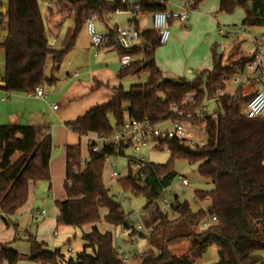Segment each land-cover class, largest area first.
Wrapping results in <instances>:
<instances>
[{"label":"trees","instance_id":"obj_1","mask_svg":"<svg viewBox=\"0 0 264 264\" xmlns=\"http://www.w3.org/2000/svg\"><path fill=\"white\" fill-rule=\"evenodd\" d=\"M203 1L188 0L186 3L196 9ZM58 3L68 4L75 10L76 25L67 47L53 51L38 0H8L7 11L2 13L8 18L7 34L0 43L6 55L5 72L0 73L5 90L27 93L45 83L48 57L52 55L55 63L60 64L74 47L84 23L94 17L103 19L111 13L126 11L120 0H58ZM167 8V3L158 0L140 1L143 13ZM237 8L245 13L243 25L264 26V0L220 1V12L232 14ZM135 25L139 31L137 19ZM139 33L143 46L135 44L128 52L116 43V31L107 34L100 48H114L120 54H130L133 62L121 68L120 76L147 73V81L132 84L128 90L122 85L115 87L110 100L91 107L66 123L67 127L80 137L88 133L109 136L126 118L152 123L186 120L195 125L205 124L207 144L192 149L177 139L162 141L160 145L168 146L170 157L163 164L150 163L145 170V180L138 177V172L133 171L128 162L129 173L119 178L118 183L126 192L146 196L141 221L149 232L134 224L105 186V157L116 154V149L104 146L95 152L93 145L88 143V156L83 157L80 143L68 145L64 181L66 199L55 201L57 227L82 230L84 225L91 224L93 229L82 233L84 246L75 257L67 258L61 247L50 250L44 242L31 240L29 259L38 264H127L113 245L112 233L101 232L95 225L101 219V208H106L108 223L123 226L130 238L138 236L148 243H156L157 250L148 249L139 254L138 264H198L211 246L217 247L218 256L212 264H264L260 254L264 251V115L250 117L245 114L244 106L251 96L239 95L232 100L230 95L218 94L238 64L223 65L224 53L219 54L217 44H214L211 69L199 71L192 80L168 78L155 59L161 45L158 31L152 28ZM141 53L142 58H135ZM250 59L245 58L240 65ZM190 92L196 94L195 103L183 106L182 100ZM206 98L218 103L216 112L187 118L186 111L202 106ZM52 150L50 127L45 124L0 125V210L6 225L28 201L30 182L51 181ZM178 159L198 164L200 175L212 182V189L197 190L194 194L195 202H210L207 210H194L188 201L178 198L171 211L162 210L158 202L161 186L177 178L174 163ZM206 215L216 216L217 220L203 227L200 222ZM178 241L188 242L186 252L175 253L170 248ZM21 259L18 250L0 244V264H19Z\"/></svg>","mask_w":264,"mask_h":264},{"label":"rangeland","instance_id":"obj_2","mask_svg":"<svg viewBox=\"0 0 264 264\" xmlns=\"http://www.w3.org/2000/svg\"><path fill=\"white\" fill-rule=\"evenodd\" d=\"M187 1L188 0H182V3H186ZM38 2L45 19L46 33L50 43L57 45L62 43L63 49L66 48L70 42L76 25L75 10L71 9L68 4L59 5L58 0H38ZM178 2L180 3V1L177 0H168V9H179ZM217 2L218 0H205L190 14V16H193V14H202L201 26L203 31L201 34L192 37L193 40L190 39L187 47H180V52L178 51L176 55V59H179L184 64H187V55L190 53L191 57L189 59V64H187L189 65L188 68L190 67L195 69L196 66L192 64V62L196 60H208L210 65L212 64L211 46L207 42V39H209L210 36H213V34L216 38L213 43L217 44V52L219 54L224 53L222 62L231 66H236L235 64L240 65L242 60L248 58L249 56L245 53L251 54L256 49L255 38L264 36V26L249 27L243 25L245 13L241 8H237L232 14L219 13V18L215 21L212 15V9L216 6ZM7 5L8 0H0V43L5 40L7 34L8 18L6 16H2V10L3 8H6ZM50 9H54V15L58 13L62 16V18H60L62 23H60V25L57 24V32L53 29L52 23L48 21ZM58 10H60V12ZM127 18L128 13L118 11L106 16L103 20L96 19L94 20L96 32L105 34L107 32L105 26L106 24L119 23L122 25L126 23ZM143 18L144 19L141 20L142 22L140 24L141 29L145 30L152 28V14L146 13ZM211 19H213V21H211ZM101 21H103V23ZM217 22H219L220 27L228 30H238L246 27L248 29V33H244L235 39L226 38L219 33L220 27ZM138 43L140 45L143 41L140 39ZM163 47L164 45H160L157 51ZM193 47L195 49L192 51L191 49ZM90 48L92 49L91 54L88 52ZM106 58H109V61L107 60V63L105 64L104 60ZM135 58L140 59L142 58V55L140 54ZM5 60V50L0 47L1 74H4L5 72ZM100 66L103 67L101 71L95 74L91 72L92 69L100 68ZM120 68L121 65L117 50L109 49V52L105 55L101 52L98 53L96 48L92 46L91 37L87 29V23H84L80 27L74 47L66 54L60 64L55 63L52 55L48 57L45 71V76L47 78L45 89L47 91H51V100L58 103V107L60 106L58 116L55 111L56 114H54L55 117L53 118L51 126L52 129H54L55 126L58 125V129L55 130L54 136V151L56 152V156H58L60 150H63L65 147V144L56 145L57 141L60 143L63 142L65 136H67L68 139L69 133L72 134L73 139L77 141V143H80L83 157L88 156L89 140L85 136L80 138L77 134H74L67 127L66 123L74 121L78 116L86 113V111H88L91 107L105 103L112 98L114 88L120 85V83L114 79L116 74L120 71ZM112 71H114V73ZM198 73L199 71L195 70L194 76ZM97 77L103 79L105 81L104 84H100L96 81V79H98ZM53 78H55L54 82L52 81ZM147 79V73L129 75L121 81V84L124 90H128L132 84L146 82ZM246 85H244V87ZM236 89L237 85L231 84L230 82L226 86L224 92L231 95ZM204 105L208 114H214L218 109V103L215 100H208L206 98L204 100ZM110 121L111 123H114L115 120L113 116H110ZM180 121L186 123L187 128L192 130L194 135H206L205 124L195 125L191 121ZM170 125V123L165 124V126ZM125 155L136 158L142 156L147 162L156 164L166 163L170 157V153L166 149H156L151 145L141 147L140 152H135L132 148H129L126 150ZM111 162L115 164L114 167H112L110 163L105 164L103 172L105 186L109 189L110 194L114 196L115 200L122 204L124 210L130 215V219L133 220L134 224L138 226L139 224H142L141 215L146 205V196L142 194L136 196L132 192L124 191L118 183L119 178L113 177L114 171L121 173V177L128 175L129 164L126 157L114 156L112 157ZM197 166L198 164H191L185 159H178L175 161L174 169L178 173L177 179H179L180 176L185 177L189 180L190 184L185 187L172 186L170 188V194H176L178 196V200L180 201H188L194 210H198L200 208L207 210L210 206V202L208 200H198L195 202L194 194L197 190L212 189L213 184L210 180L200 175ZM57 167H59V164ZM130 167L133 171H135L132 164H130ZM30 193V201L26 202V204L17 210L16 214L11 218L9 225H6L1 219L0 210V239H10L11 242L8 246L17 249L21 254H23L20 264L22 262L31 263L27 256H25L30 252L29 240L31 238L34 239L37 237L38 239H42L46 237L45 239L49 240L51 245H55V241H57L56 243H59L67 236V232L63 230L62 226L53 227L43 224V221L37 222L32 219V211L38 209L46 210L47 219L56 217L58 210L55 206V200H62L66 197L64 191V180L58 184L56 183L54 189L52 190H49L48 182L42 181L37 182L36 184L33 183L31 185ZM100 212L101 219L95 225L101 232L110 231L112 233L115 248L119 250V248L122 247L125 250L124 247L130 248V245L133 243L134 247L131 249V256L127 264H138L140 253L148 249H158L156 243H148L146 239L138 236L130 238L120 226L118 227L108 223L105 220V215L107 213L106 208H101ZM52 228L57 229V235L53 234ZM92 229L93 225L87 224L83 226L82 230H74L75 232L73 234L75 236L71 238V242L67 245V247L77 249V247L82 244V233H88L92 231ZM124 239L126 241H123ZM170 248L175 253H183L188 250L189 245L187 241H178L172 243ZM260 254L263 256L264 260V251ZM76 255L77 252L74 254L71 253V256L73 257ZM217 258V247L211 246L199 262L200 264H212L217 260Z\"/></svg>","mask_w":264,"mask_h":264},{"label":"built area","instance_id":"obj_3","mask_svg":"<svg viewBox=\"0 0 264 264\" xmlns=\"http://www.w3.org/2000/svg\"><path fill=\"white\" fill-rule=\"evenodd\" d=\"M141 0H120L121 5H123L131 14V19L127 24L118 26L115 31L117 33L116 43L126 52L131 50L133 46L139 39L140 33L135 27L136 19L141 14H144L140 10ZM162 3H167L168 0H158ZM195 9L190 7L189 4L183 3L179 4V9L177 10H158L152 14V24L153 28L159 33V42L161 45L166 44L170 39V20L174 22H179L185 24L188 20L189 15ZM98 18L94 17L87 21L88 33L91 37V44L96 48H100L106 39L105 34H100L96 32L94 20ZM104 19V18H103ZM99 19V20H103ZM103 23V21H101ZM219 33L226 38L235 39L244 33H248L246 27L240 28L238 30H228L220 27ZM255 53L243 66L238 65L235 69L233 76L228 79L225 83V87L219 90V95H228L224 92L228 83L237 85V89L233 94L230 95L232 100L238 98L239 95L251 96L244 106V112L250 117H259L264 115V36L255 38ZM121 68H126L130 66L133 62V57L128 54H120L119 56ZM44 84L37 85L32 91L27 92L28 95L37 98L47 99L48 93L45 92ZM248 84H259L260 87L251 90L245 89L244 85ZM241 89V91H240ZM196 94L188 93L186 97L182 100V105H193L195 103ZM58 108V103L53 104V109ZM206 113V107L203 104L194 110L186 111V116L189 119L194 117L202 116ZM182 114V112H181ZM170 122V126H165L166 123ZM89 141L88 143L93 145V150L99 152L104 146H113L116 149V154H108L105 157V162L110 163L114 167V163L111 162L112 157H126L128 162L133 165L135 170L138 172V177L141 180L146 179V168L149 167L150 162H147L142 156L139 158L126 156V150L132 148L135 152H140L141 147L146 145H151L156 149H166L169 151L168 146H161V142L166 139H177L181 144L192 149H199L207 144V135H194L190 134V130L187 128L186 123L175 120L166 121L161 123H152L146 120L139 121L132 118H126L125 121L109 136H100L93 133H88L84 135ZM83 137V136H82ZM114 178H120L121 173L114 171ZM190 184L189 180L185 177L180 176L179 179H174L168 185H162L158 202L161 205L163 211H171L177 202L178 196L176 194H170V188L172 186L185 187ZM46 216L45 209H38L32 211V219L37 222L44 220ZM217 220L216 216L206 215L200 222L201 226L208 227L211 223ZM139 229H143V224L137 226ZM124 231L123 226L121 227ZM146 232L150 229L144 228ZM56 234V232H55ZM134 247L133 243L130 248H122V260L127 263L131 256V249ZM71 253H75L74 248H70ZM200 264V262L198 263Z\"/></svg>","mask_w":264,"mask_h":264},{"label":"crops","instance_id":"obj_4","mask_svg":"<svg viewBox=\"0 0 264 264\" xmlns=\"http://www.w3.org/2000/svg\"><path fill=\"white\" fill-rule=\"evenodd\" d=\"M220 1L221 0H218V2L216 3V6L215 7L213 6L214 8L212 9V12H213L212 15H213V19L215 21L218 20L219 13H223V12L219 11ZM179 4H183V3L180 2ZM50 11H51V13L49 12V14H48V19H49L48 21L50 23H52L53 29H55V32H57V30H58L57 24L60 25V23H62V21L60 20V18H62V16H60L58 13L56 15H54L53 14L54 9H52ZM58 11L60 12V10H58ZM119 12L128 13V18H127L126 23H125V24H127L131 19V14L128 11H119ZM145 14L146 13L141 14L137 18V25H138L139 31H144V29L143 30L141 29L140 24L142 22L141 20L144 19L143 17ZM201 17H202V14H195V15L193 14V16L189 15L188 20L185 24H181L179 22H174V21H172L170 23V34H171L170 39L166 44H163L164 47L159 49L158 51H156V54H155L156 63L158 65V67L162 70L165 77L174 78V79L186 78V79L192 80L195 77L194 76L195 70L201 71L203 69H211L212 68V64L210 65L208 60L193 61L192 64H194L196 66L195 69L190 68V67L188 68L189 65H187V64H189V59L191 57L190 53H188V55H187L188 56L187 64H184L183 62H181V60L176 59V55H177L178 51L180 52V47H183V48L187 47L190 39L193 40L192 37L202 33L203 28L201 26ZM213 19H211V21H213ZM55 21H56V23H55ZM54 24H55V26H54ZM217 24L220 27L219 22H217ZM122 25H124V24H122ZM105 26L107 29V32L105 33V35H107L110 32H113V31L115 32V29L121 25L119 23H113V24L109 23V24H106ZM152 28H153V26H152ZM152 28H150V29H152ZM145 30H148V29H145ZM46 35H47V33H46ZM47 39H48V37H47ZM139 40H140V38L138 39V41ZM215 40H216V38H215L214 34H213V36H210L209 39H207V42L209 43L211 48L214 44H216V43H213V42H215ZM138 41L136 42V44L139 45ZM48 42L50 45V49L53 51H59V50L63 49L62 43L60 45L51 44L49 39H48ZM140 46H143V43L140 44ZM194 49L195 48L193 47L191 50L193 51ZM91 50H92L91 48L88 50V52L90 54H91ZM96 50L98 53L101 52L105 55H107V53L109 52V49L96 48ZM115 50H117V49H115ZM254 53H255V50L251 54L250 53H245V54L247 56H249L248 58H250L254 55ZM117 54H118V56H120V53L118 50H117ZM141 55L143 57L142 53H141ZM211 56H212V54H211ZM107 60L109 61V58H106L104 60L105 64L107 63ZM223 65H225V63H223ZM102 69H103V67L100 66V68L92 69L91 72L95 74V73L101 71ZM120 71H121V68H120ZM120 71L118 72V74H116L114 79L117 82H119L120 85H122L121 81L125 77L120 76ZM112 72L114 73V71H112ZM130 75H136V74H130ZM97 78L98 79H96V81H98L100 84H104L105 81L103 79H101L100 77H97ZM3 86H4V83L2 82V80L0 78V125H5V124L42 125V124H45V125L50 127V133L52 135V140H53V150H52V156H51V162H50L51 181L48 182V188H49V190H52V189H54V186L56 185V183L58 184L59 182H61L63 180L65 181L64 178H66V147L68 145H73V144H78V143H77V141H75L73 139L72 134L69 133L68 139H67V136H65L63 139V142L60 143L57 141L56 145L65 144L64 145L65 147L63 150H60L59 155L56 156V154H55L56 152L54 151V147H55L54 146V136H55V130L58 129V125H56L54 129H52L51 126H52L53 118L55 117L54 114H56V112H57V116H58V110L60 109V106L56 110L53 109V104L56 102L51 100V98H50L51 91H47L45 89V84H44L45 92L49 94L47 99H42V98L30 96L27 93L9 92V91L5 90ZM252 87H254V89H256V88L260 87V85L259 84H253V85L248 84L245 86V89L251 90ZM166 124H168V123H166ZM190 134H194V132L192 130H190ZM80 138H82V137H80ZM58 164H59V167H57ZM32 184H33V182H30V191H29L28 201H30V199H31V193L30 192H31V185ZM65 195H66V193H65ZM64 199H66V197H64L62 200H64ZM56 209H57V207H56ZM46 215H47V213H46ZM57 217H58V214L56 215V217L51 218V219H47L45 216V218L43 220V224L53 226V227L57 226ZM1 219H2V212H1ZM62 228H63V230H65L67 232V236L65 237V239H63L59 243H56L57 241H55L54 242L55 245H51V242L49 240L45 239L46 237L42 238V239H38L37 237L34 239L31 238L29 241L31 242V240H37L39 242H44L46 245V248L50 249V250L61 247L62 252H64L66 257L68 258L69 256H71V252H70V248H68L67 245L71 242V238L75 236L73 233L75 232L74 230H76V228L68 227V226H62ZM52 229H53L52 230L53 234L57 235V229H55V228H52ZM55 232H56V234H55ZM125 233L128 234L127 231H125ZM123 241H126V240L124 239ZM10 242H11L10 239H8V240L7 239H0V244L9 245ZM83 246H84V242L82 241V244H80L77 247V249H75V252H77V253L80 252L83 249ZM119 251L122 253V247L119 248ZM28 255H29V253L26 254L25 256H27V258L29 259ZM22 258H23V254H22ZM30 262L32 264H38V263L33 262L31 260H30ZM19 264H20V262H19ZM21 264H29V263H23L22 262ZM64 264H66V263H64Z\"/></svg>","mask_w":264,"mask_h":264},{"label":"water","instance_id":"obj_5","mask_svg":"<svg viewBox=\"0 0 264 264\" xmlns=\"http://www.w3.org/2000/svg\"><path fill=\"white\" fill-rule=\"evenodd\" d=\"M249 4L251 6L252 5V2L250 1ZM6 11H7V9L6 8H3L2 13H6Z\"/></svg>","mask_w":264,"mask_h":264}]
</instances>
